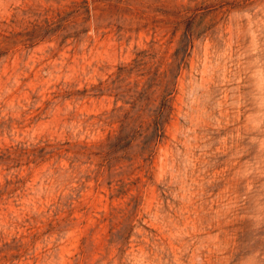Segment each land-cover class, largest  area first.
Listing matches in <instances>:
<instances>
[{"label": "rangeland", "instance_id": "1", "mask_svg": "<svg viewBox=\"0 0 264 264\" xmlns=\"http://www.w3.org/2000/svg\"><path fill=\"white\" fill-rule=\"evenodd\" d=\"M0 264H264V0H0Z\"/></svg>", "mask_w": 264, "mask_h": 264}]
</instances>
